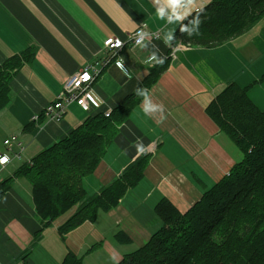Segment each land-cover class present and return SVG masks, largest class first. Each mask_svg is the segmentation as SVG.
I'll list each match as a JSON object with an SVG mask.
<instances>
[{"label":"crops","instance_id":"0c3cea01","mask_svg":"<svg viewBox=\"0 0 264 264\" xmlns=\"http://www.w3.org/2000/svg\"><path fill=\"white\" fill-rule=\"evenodd\" d=\"M212 1L194 0L196 8L185 18ZM161 7L163 16L158 14ZM183 11L178 7L176 14ZM185 18L177 21L167 0H0V65L29 49L27 55L35 53L22 60L10 81V101L0 110V150L5 151L4 139L12 134L26 145L21 160L0 166V183L100 112H86L74 103L61 120L48 117L45 110L67 79L95 65L100 74L94 88L105 101L101 109L113 111L159 59L175 50L170 67L120 126L96 171L84 179L90 195L99 193L137 158L136 145L142 143L151 158L140 183L95 221L84 222L62 239L59 226H50L38 239L43 224L36 216L31 183L14 177L0 199V264H62L69 250L86 264H118L161 227L155 213L161 199L167 197L185 213L202 197V186L220 180L241 160L242 154L206 107L228 82L247 86L264 74V18L224 44L207 48L178 43L174 48L166 34L172 31L174 36ZM141 24L150 33L159 31V37L150 34L144 44H128L114 57L104 47L107 37L127 40ZM249 94L264 109V83ZM147 102L163 111L145 117ZM120 231L130 242L116 238Z\"/></svg>","mask_w":264,"mask_h":264},{"label":"trees","instance_id":"16d2710c","mask_svg":"<svg viewBox=\"0 0 264 264\" xmlns=\"http://www.w3.org/2000/svg\"><path fill=\"white\" fill-rule=\"evenodd\" d=\"M264 15V0H213L185 18L172 39L188 46L215 47L254 27ZM199 19V24L193 23ZM30 50V49H29ZM14 55L0 65V110L10 101V81L23 61L34 52ZM172 50L149 69L141 92L152 88L170 67ZM264 83V74L241 86L230 81L206 107L207 114L235 143L243 158L213 185L202 186V197L182 213L164 197L155 206L161 227L140 248L127 253L119 264H264V109L250 97V90ZM145 96L137 90L114 108L109 117L103 110L87 119L69 135L51 144L12 176L0 183V199L14 177L26 178L32 186L33 202L42 229L50 227L70 208L76 211L58 227L64 238L86 221H95L100 212L116 207L131 188L144 178L151 154L132 161L122 173L99 193L90 195L84 179L92 175L115 140L120 126ZM43 115H39V121ZM116 238L130 242L120 231ZM62 264H85L83 257L69 250Z\"/></svg>","mask_w":264,"mask_h":264},{"label":"built area","instance_id":"2783aa9c","mask_svg":"<svg viewBox=\"0 0 264 264\" xmlns=\"http://www.w3.org/2000/svg\"><path fill=\"white\" fill-rule=\"evenodd\" d=\"M186 2L187 0H184L183 4H186ZM199 10L200 8H197L196 12ZM150 34L157 38L159 37L160 32L156 31L150 33L147 29V25L141 24L127 40H123L115 36L107 37L104 40V47L109 52H111L114 57L128 44H131L132 46H140L144 44ZM108 41L111 42L109 43ZM117 41L120 42L119 45H117ZM174 55L175 50H173L171 53L172 57ZM117 63L123 65L120 61ZM99 74L100 70L95 65H89L71 76L64 83L62 90L56 98V101L53 104L47 106L45 114L51 119L61 120L66 114L69 106L74 103L89 113H92L96 109L97 111H101L105 101L97 95L94 88V82ZM85 75H87V79H84ZM103 113L105 116L109 117L112 113V110H104ZM3 143L6 149L5 151L0 150V158L7 157V160L4 163H0L1 167H5L13 159L21 160L22 155L25 152L26 145L21 141L19 135L12 134L5 138Z\"/></svg>","mask_w":264,"mask_h":264},{"label":"clouds","instance_id":"9594fccd","mask_svg":"<svg viewBox=\"0 0 264 264\" xmlns=\"http://www.w3.org/2000/svg\"><path fill=\"white\" fill-rule=\"evenodd\" d=\"M157 2H159V0H157ZM167 7H170L173 11V13L175 14V19L177 21L179 20H182L183 18H185L190 12L192 9L196 8V5L194 3V0H187V3L186 4H183L181 2V0H167ZM178 7H183L184 8V11L181 12V13H178L176 14V9ZM200 10H203V6L200 7ZM158 14L160 16H163L164 15V8L161 7L159 10H158ZM169 20H172L173 19V16L170 15L168 17ZM199 19H196L195 21H193V23H196V24H199ZM181 30L182 31H188L189 32V35H191V29H188L186 28L185 26L181 25ZM173 39V34H172V31H168L167 34H166V40L167 41H170ZM109 43L111 41H108ZM119 41H117V45H119ZM150 59H155V56L153 55V57H151ZM158 63H163V60H160V61H157ZM137 92L139 95H143V96H147V90L141 92L139 89H137ZM160 110V111H163V108L162 106H159V105H155L151 102H147L144 104L143 106V113L145 115V117L149 116V113L151 112H154L156 110ZM136 148H137V157L141 154H145L146 152V149L144 148L143 144L140 143V144H137L136 145ZM7 160V157H4V158H0V163H4L6 162Z\"/></svg>","mask_w":264,"mask_h":264},{"label":"rangeland","instance_id":"374dc122","mask_svg":"<svg viewBox=\"0 0 264 264\" xmlns=\"http://www.w3.org/2000/svg\"><path fill=\"white\" fill-rule=\"evenodd\" d=\"M263 18H264V15H263V17L260 19V21H262ZM260 21H259V22H260ZM259 22H258V23H259ZM258 23H257V24H258ZM257 24H256V25H257ZM252 28H253V27H252ZM252 28H251V29H252ZM251 29H250V30H251ZM247 32H248V31H247ZM262 62H264V61H262ZM258 67H260V65H259ZM148 92H149V91H148ZM147 95H148V94H147ZM234 147L237 149L238 152H240V153L242 154V158H243V153H242V151L240 150V148H239L235 143H234ZM242 158H241V160H242ZM241 160H240V161H241ZM240 161L235 162V163L232 165V167H233L236 163H238V162H240ZM232 167H231V168H232ZM231 168L226 172V174H225L226 176H227V175H230V170H231ZM225 175H224V176H225ZM214 183H215V182H214ZM212 185H213V184H212ZM210 186H211V185H210ZM203 191H204V189L202 188V193H203ZM77 207H78V204H76L74 207L70 208V209H69L67 212H65L60 218H58L57 220H55L54 223H53V224L51 225V227H50L51 230H54L55 226H56V227L60 226V225L62 224V222L65 221V220L67 219V217H69L73 212L76 211ZM57 234H58V235L60 236V238L62 239L61 235H60L58 232H57ZM69 241H70V243L72 242L70 239H69ZM85 264H86V263H85ZM118 264H119V262H118Z\"/></svg>","mask_w":264,"mask_h":264},{"label":"snow or ice","instance_id":"6c2138e0","mask_svg":"<svg viewBox=\"0 0 264 264\" xmlns=\"http://www.w3.org/2000/svg\"><path fill=\"white\" fill-rule=\"evenodd\" d=\"M87 78H88L87 75H85L84 79H87Z\"/></svg>","mask_w":264,"mask_h":264}]
</instances>
